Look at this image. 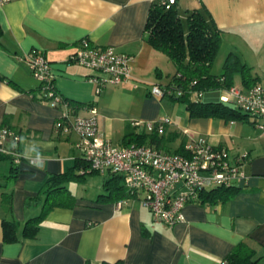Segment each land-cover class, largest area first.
Instances as JSON below:
<instances>
[{"label":"crops","instance_id":"obj_1","mask_svg":"<svg viewBox=\"0 0 264 264\" xmlns=\"http://www.w3.org/2000/svg\"><path fill=\"white\" fill-rule=\"evenodd\" d=\"M159 1L8 0L0 6V124L21 135L22 153L18 173L9 180L5 177L9 160H0V184L12 194V217L19 223L18 239L4 242L1 221L9 214L0 196V264L116 260L122 264H220L240 241L264 255V129L249 117L191 118L186 108L178 115L170 113L172 118L165 107L177 103L150 94L151 86H167L175 73L169 58L143 39L148 10ZM176 5L182 19L187 11L197 9L219 30L218 51L225 50L219 60L221 69L226 55L233 52L251 67L254 83L264 85V0H178ZM82 38L130 54L131 80L96 94L94 83L87 79L92 71L67 63ZM31 50L40 51L50 62L54 86L65 98L96 105L99 129L112 143L123 144L130 128L142 132L145 122L168 119L165 132H176V138L187 141L200 134L210 145L231 154L247 153L243 164L247 183L238 184L236 194L226 202L187 203L184 220L166 226L154 222L136 198L124 199L120 206L97 200L107 176L93 182L86 175L82 182L65 183L75 197L73 206H55L33 238L22 237L23 223L39 213L42 198L37 204L26 205V200L40 192L49 175L74 168L82 158L75 146L78 136L54 130L60 110L40 101L39 82L24 60ZM221 69L210 72L219 74ZM233 84L244 90L252 85L244 86L239 74L234 75ZM32 159L37 163L31 164Z\"/></svg>","mask_w":264,"mask_h":264},{"label":"built area","instance_id":"obj_2","mask_svg":"<svg viewBox=\"0 0 264 264\" xmlns=\"http://www.w3.org/2000/svg\"><path fill=\"white\" fill-rule=\"evenodd\" d=\"M8 0H0V6ZM178 0H160L165 8ZM31 75L39 82L40 101L59 109L55 131L73 132L78 136L75 146L89 168L102 176L119 174L131 198L151 213L154 222L173 226L184 220L183 207L199 201V193L213 188H236L246 184L248 175L243 169L247 153L231 154L224 147L210 145L203 135L190 136L182 152L166 151L147 143L114 144L100 131L98 110L94 103L76 104L65 98L54 86V73L50 62L38 50L24 56ZM67 63L77 64L92 71L87 79L99 94L107 85L128 82L132 77V56L114 46H98L82 38L69 54ZM152 96H181L178 88L153 85ZM200 93L191 94L198 99ZM219 99L231 103L251 118L253 124L264 129V85L254 83L247 89L232 84L223 89ZM168 119L145 122V131L155 127L162 132ZM136 124H139L136 122ZM21 135L14 129L0 124V154L7 155L18 165L22 161ZM31 164L37 162L32 159ZM122 200L117 201L120 206Z\"/></svg>","mask_w":264,"mask_h":264},{"label":"trees","instance_id":"obj_3","mask_svg":"<svg viewBox=\"0 0 264 264\" xmlns=\"http://www.w3.org/2000/svg\"><path fill=\"white\" fill-rule=\"evenodd\" d=\"M184 19L181 18L177 5L165 9L160 2L153 3L147 14L144 27L143 39L154 49L165 54L175 66L169 87L180 89L181 96L171 98L185 102V108L191 118H222L225 120H246L248 116L241 112L231 103L216 101H203L201 96L206 90L225 89L233 84L234 75L239 74L241 83L249 86L254 83L251 67L243 63L238 55L230 52L226 55L222 69L219 74L210 72L211 65L220 47L221 37L219 30L197 9L186 12ZM1 34V28H0ZM199 94L198 99H192L191 94ZM162 132L155 127L151 131L135 132L133 129L126 131L122 143H147L158 149L182 152L184 140L180 146L171 149L168 142L177 137L176 132ZM8 159L10 163L6 180L15 178L18 170L11 158L0 154V160ZM94 173L82 157L74 168L58 174H51L44 182L38 194L26 200L25 204L31 202L37 204L42 198L40 211L37 215L28 218L22 226L21 235L33 238L38 230V225L45 215L55 206L71 207L74 204V195L65 186L69 181L82 182L86 175ZM97 173V172H95ZM4 185L0 184L1 204L9 214L8 218L1 221L2 240L14 242L18 239V221L12 217V194L2 190ZM103 192L98 194L97 200L117 202L131 198L126 191L122 176L111 174L102 181ZM237 192L236 188H213L203 190L199 193L201 202L211 204L226 202ZM85 264H122L121 260L114 262L93 263L87 261ZM220 264H264V255L243 241L234 245L225 255Z\"/></svg>","mask_w":264,"mask_h":264},{"label":"rangeland","instance_id":"obj_4","mask_svg":"<svg viewBox=\"0 0 264 264\" xmlns=\"http://www.w3.org/2000/svg\"><path fill=\"white\" fill-rule=\"evenodd\" d=\"M225 50L222 48L220 49L218 52H217V55L211 65V69L210 71L212 73H218L219 70L221 69V62L219 61L220 60V56H222V53L224 52ZM107 89L111 88V87H118V86H115V85H107L106 86ZM205 93H203L204 95L201 96V99L203 101H216L218 100V98L220 97L221 93L218 91V90H206L204 91ZM162 101L163 102H168L169 104L171 103H177V105H175L174 107H170V106H166L165 109L167 110V112L169 113V115H171L173 113V115L175 114H181L182 110L185 108V102L183 101H179L177 99H174V98H171L169 96H163L162 97ZM182 108V109H181ZM165 110V111H166ZM171 113V114H170ZM173 115L172 118H173ZM144 130V129H143ZM113 141L116 143V139H117V136H113L112 137ZM181 140L182 138L179 137V138H176L174 140H171L168 142V145L169 147L173 150V149H176L180 146V143H181ZM8 164V163H7ZM87 178L89 180L90 178V181L93 180V182H98L102 179V176L99 174V173H90L87 175ZM89 192L91 191V188H89L88 190Z\"/></svg>","mask_w":264,"mask_h":264}]
</instances>
